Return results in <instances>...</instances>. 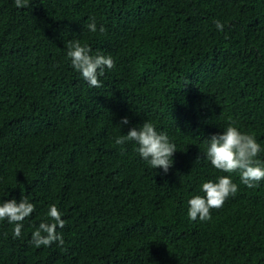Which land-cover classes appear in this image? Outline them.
<instances>
[{
    "label": "trees",
    "instance_id": "16d2710c",
    "mask_svg": "<svg viewBox=\"0 0 264 264\" xmlns=\"http://www.w3.org/2000/svg\"><path fill=\"white\" fill-rule=\"evenodd\" d=\"M76 40L113 58L102 87L66 58ZM143 122L176 146L167 174L115 144ZM232 122L264 166V0H0V202L35 205L19 238L0 221V264H264V180L232 173L238 191L210 220L187 216L229 175L205 153ZM51 205L64 244L36 248Z\"/></svg>",
    "mask_w": 264,
    "mask_h": 264
},
{
    "label": "clouds",
    "instance_id": "9594fccd",
    "mask_svg": "<svg viewBox=\"0 0 264 264\" xmlns=\"http://www.w3.org/2000/svg\"><path fill=\"white\" fill-rule=\"evenodd\" d=\"M29 0H14V6L18 9L28 7ZM217 30L222 31L224 25L215 21ZM87 29L91 33L97 32L95 17H90ZM103 34V26L99 28ZM66 58L71 66L90 87H102L99 77L105 70L115 67L113 58L103 54H91V48L82 45L79 40L69 41L66 45ZM128 119L122 118L118 126L128 125ZM134 142L135 151L141 159L147 162L153 169H161L165 174L173 166L172 157L177 152L174 143L170 142L168 135L157 132L152 122H143L141 126L132 127L126 135L115 138L116 145H124ZM207 143L206 159L211 166L223 173L216 182L208 181L201 185L203 195H195L188 200L187 216L190 221L205 222L211 219V211L223 207L224 202L234 196L238 191L237 184L233 183L231 174L239 172L240 182L247 188H255L261 180H264V166L257 159L261 152V146L253 135L242 133L234 122L230 123L223 134L212 135ZM35 205L25 197L19 203L15 199L0 202V221L13 224V238H19L23 227V221L34 212ZM50 222H41L31 234V243L36 248L49 247L53 243L63 246L62 233L57 228L63 229L65 221L55 205H51L47 211Z\"/></svg>",
    "mask_w": 264,
    "mask_h": 264
}]
</instances>
